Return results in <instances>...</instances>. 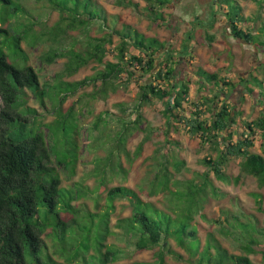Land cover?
<instances>
[{
	"label": "rangeland",
	"instance_id": "374dc122",
	"mask_svg": "<svg viewBox=\"0 0 264 264\" xmlns=\"http://www.w3.org/2000/svg\"><path fill=\"white\" fill-rule=\"evenodd\" d=\"M53 1L61 5L68 2ZM70 1L72 17L77 14L81 19H85L88 14L92 16L91 19L86 18L83 25L76 22L79 20L76 17L75 24L79 28L66 30L67 21L61 19L69 17L68 3L62 13L48 0H23L20 10L15 11L12 8L8 11L9 20L2 26H7L10 33L14 34L21 33L23 28L29 32L26 33L27 37L20 40V46L27 56L25 63L38 72L44 101L43 104L37 101L26 89L23 96L25 102L18 110H23L24 105L35 109V115H26L28 119L25 130L32 128L34 132L42 131L45 145L48 148L51 146L49 164L58 173L60 186L79 193V197L73 199L71 204L82 211H103L107 203L106 190L121 185L137 191L144 201H151L157 207L165 208L166 204H170L169 201L173 202L172 192L168 191L167 197L162 193H152L164 172L173 171L170 174L171 182L176 180L183 185L189 179L200 185L203 174L206 173L219 195H209L204 205L197 212L191 213V224L199 229L202 243L206 233L213 232L214 239L212 237L211 240L219 242L231 254H245L251 264H264V203L258 209L253 195L257 192L264 197V187L258 186L255 177L240 171V158H231L223 168L231 179L236 177L238 181L218 180L203 162L204 157L215 154L211 153L208 142L191 136L179 123L172 121L169 126L162 113L164 106L161 100L152 98L149 103H141L139 106L140 85L148 82L160 83L153 78L152 71L142 72L134 65L128 66L127 72L122 71L118 78L110 80L118 86L115 91L108 90L105 98L95 92L100 85V79L76 88L72 86V83L85 77H96L99 71L105 69V62L117 61V47L121 38L113 30L129 24L145 37H156L164 43L165 47L161 49L163 53L169 49L168 52L172 54L174 64L176 63L174 66L179 70L177 78L188 80V98L182 104L186 115L192 114L194 103L203 102L204 96H213L220 89L231 92L228 97L220 93L217 107L222 99H226L238 111L235 122L229 126L234 140L243 130L242 121L254 120L264 111V102L260 101L264 97V47L257 48L256 42L245 43L234 39L225 26L224 10L212 0L175 1L163 8L164 20L161 23L146 12L144 0H130L131 4L118 3L117 0H93L94 5L88 3L87 9L84 7V0L77 2V5L76 0ZM260 1L259 5L258 0H237L241 6V15L249 19L239 22V26L261 38L258 26L264 20V0ZM214 12L215 21L209 27L207 21ZM192 19L197 20L191 26ZM189 30L193 32V38L187 40ZM208 34L213 38L208 39ZM185 43L187 48H183ZM4 45L10 56L8 59L12 60L8 43L5 42ZM102 46L110 50L100 61L95 58L87 60L77 70H65L68 60L66 55L57 57L50 63L44 60L45 54L52 55L57 51L80 52L81 57H85L89 52L101 50ZM185 49L188 51L184 52ZM126 50L133 54L138 53L131 45H127ZM157 54L160 56L162 53ZM199 67L209 72H217L220 78L230 84L225 86L220 82L216 85L214 81L206 80L205 75L200 81L197 80ZM124 80L128 82L126 86L122 83ZM160 85L165 83L161 82ZM247 87L252 88L254 94ZM232 88L233 91L230 90ZM205 106L201 107L203 112L200 118L208 123L211 115L205 111ZM69 109L72 111L69 112ZM138 113L141 114V120L136 126L135 117ZM262 140L264 136L262 138L260 132H257L251 147L252 152L264 154V144H259ZM69 146L77 156L72 171L69 166L67 168L58 164L55 157L56 155L69 160ZM176 161L183 162L180 170L174 168ZM186 187L172 186V191H184ZM225 209L239 214L242 221L239 227L235 225L231 228L227 223ZM130 213L131 207L127 198L118 196L114 199L109 215V228L112 232L106 237L105 243L114 245L119 251L116 263L141 261L154 264L153 252L148 249L138 250L135 236L125 235L117 226L119 219L129 216ZM167 213L172 214L171 224L175 226L189 216L184 211L177 212L176 215L170 209ZM62 217L67 219L66 214ZM242 219H249L248 225L250 222L256 228H261L263 233L245 225L246 222ZM246 233L254 234L260 242L252 246L251 252H245L241 246ZM44 239L47 244L46 252L62 263L63 258L59 257L52 240L49 237ZM166 246L176 254L166 255L165 264H195L196 259H192L191 263L187 261L186 251L172 237L168 238ZM210 250L213 253V248ZM210 260V264L217 260L215 250ZM207 261L205 259L202 263L206 264Z\"/></svg>",
	"mask_w": 264,
	"mask_h": 264
},
{
	"label": "trees",
	"instance_id": "16d2710c",
	"mask_svg": "<svg viewBox=\"0 0 264 264\" xmlns=\"http://www.w3.org/2000/svg\"><path fill=\"white\" fill-rule=\"evenodd\" d=\"M22 1L0 0V100L2 102L0 105V264H126L116 263L119 251L114 245L105 243L106 237L112 232L109 228L110 210L113 208L114 199L118 196L128 199L131 213L129 216L119 219L117 226L125 235L135 236V246L138 250L148 249L153 252L154 264H165L166 255L176 254L173 249L166 246L170 237L186 251L187 261L190 263L193 262L192 259H196L195 264H205L202 262L207 259L208 263L206 264H210V257L215 250L217 260L212 264H251L245 254H231L219 242L211 240L212 237L214 239L213 232H207L202 243L198 234L199 229L191 224L193 221L191 213L197 212L209 195L214 197L219 195L206 173L203 174V181L200 185L190 179L186 181V185H183L176 180L171 182L170 174L173 171L164 172L156 182L158 184L153 187L152 193H162L164 197H167L168 191L172 192L174 203L168 200L170 204H166L165 208H159L151 201H144L137 191L121 185L106 190L107 203L106 209L103 211H82L71 204L73 199L79 197V193L63 189L60 186V177L55 168L49 164L51 146L48 148L45 145L42 131L34 132L32 128L25 130V123L28 119L26 115H30V113L32 116L35 115V109L24 105V109L21 110L23 112L18 110L25 102L23 96L26 89L34 95L37 101L39 100L42 104L44 101V91L39 81L38 72L30 64L25 63L27 56L20 46V40L27 37L26 33L29 32L23 28L21 33L14 34L10 33L7 26H2L9 20L7 18L8 11L12 8L15 11L20 10ZM48 1L61 12L64 11L67 3L69 4V17H61L67 21L66 30L79 28L75 24L76 22L83 25L86 18L91 19L92 17L86 13L84 14L86 17L82 15L85 19L77 17L78 14L72 17L70 10L73 8L70 0L66 2V5L57 4L52 0ZM80 1L76 0L75 5ZM84 1L85 9H87L88 3L94 5L93 0ZM144 1L146 12L153 16L155 21L161 23L164 20L163 8L180 0ZM212 1L224 10L225 26L234 39L245 43L256 42L257 48L264 47V20L261 23L258 22V28L262 34L260 38L239 26V22L249 19L241 15V6L237 0ZM117 2L131 4L130 0H117ZM258 4H261L260 0H258ZM215 14L214 12L210 16L212 19H208L207 26L213 25ZM76 17L79 20L76 21ZM195 20L197 19H192L191 26ZM62 29L64 30V28ZM189 31L187 40L193 38V32ZM113 33L118 34L121 38L117 47V61L105 62V69L99 71L96 77H85L72 83V86L74 85L76 88L95 79H100V87L98 86L95 92L105 98L108 90L115 91L118 86L110 80L118 78L122 71L127 72L128 66L134 65L142 72L152 71L153 78L165 85L152 82L140 85L139 106L141 103H149L152 98L161 100L164 106L162 113L169 126L172 125V121L176 124L179 123L191 136L208 142L211 153L215 152V154L204 157L203 162L213 171L218 180L237 182L238 178L231 179V176L223 168L231 158H240V171L252 175L256 178L258 186L264 187V154L251 151L257 132H260L262 138L264 136V111L262 114L260 112V115L254 120L242 121L243 130L233 140V132L229 131V126L235 122L236 114L239 115V113L235 110V106L227 103L226 99H222L221 104L217 107L220 93H224V96L228 97L231 92L220 89L213 96H204L203 102L194 103L195 109L192 110V114L186 115L182 104L188 98V80L182 81L177 78L179 70L174 66L176 63L174 64L172 54L168 52L169 49H166L167 52L164 53L161 51L165 44L156 37H145L129 24H124L120 29H114ZM206 37L213 38L209 34ZM5 42L8 43L11 50L12 60L8 59L9 55L4 49ZM127 45L138 50V53L133 54L127 51ZM100 47L99 45L98 48ZM184 47L187 48L186 43L183 45ZM109 50L108 47L102 46L101 50L89 52L85 57H81L80 52L57 51L52 55L45 54L44 60L50 63L55 58L66 55L68 60L65 70H69V68L77 70L84 66L87 60L95 58L100 61ZM187 51V49L184 50V52ZM158 52L162 54L159 56ZM19 64L21 66H17ZM203 75L206 76V80L214 81L216 85L220 82L225 86L230 84L220 78L217 72H209L199 67L197 80L200 81ZM122 83L126 86L128 82L124 80ZM247 89L251 94H254L252 88L247 87ZM230 90L233 91V88ZM261 100L264 102V97L260 98ZM202 106H205V111L211 115L208 123L200 118V114L203 112ZM71 111L72 109H69V112ZM140 120L141 114L138 113L135 117L136 126ZM32 121L34 124V118ZM262 142L264 140L259 141V144L263 145ZM75 154L69 146V160L58 158L55 155L56 161L67 168L69 166L72 171L77 160ZM182 165V161H176L174 168L180 170ZM176 185L187 187L184 191L182 189L172 191L174 189L172 186ZM253 195L257 208L260 209V205L264 203V197L257 192ZM97 204L96 201V207ZM169 209L176 215L177 212L184 211L189 216L183 221L180 220L179 225H172V214L167 213ZM63 214L67 215V219L62 217ZM224 214L231 228H234L235 225L239 227V223L242 221L238 213H232L225 209ZM242 220L246 222L245 225H248L247 222L250 221L249 219ZM248 226L263 233L261 228H256L250 222ZM220 231H222L221 226ZM248 233L241 241L242 249L245 252H251L253 245L260 244L258 237ZM44 237H49L52 240V245L57 250L59 257L63 258L62 263L56 261L51 254L46 252L47 244ZM211 248H213V253ZM89 251L92 252L89 253ZM262 257L264 262V252H262ZM129 264L150 263L133 261Z\"/></svg>",
	"mask_w": 264,
	"mask_h": 264
}]
</instances>
